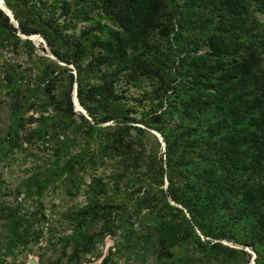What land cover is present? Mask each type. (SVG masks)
Listing matches in <instances>:
<instances>
[{"label": "trees", "instance_id": "trees-1", "mask_svg": "<svg viewBox=\"0 0 264 264\" xmlns=\"http://www.w3.org/2000/svg\"><path fill=\"white\" fill-rule=\"evenodd\" d=\"M4 1L0 160L42 154L0 196V264L45 234L39 264L99 258L107 236L99 264H264V0ZM61 185L84 202L57 235Z\"/></svg>", "mask_w": 264, "mask_h": 264}, {"label": "rangeland", "instance_id": "rangeland-1", "mask_svg": "<svg viewBox=\"0 0 264 264\" xmlns=\"http://www.w3.org/2000/svg\"><path fill=\"white\" fill-rule=\"evenodd\" d=\"M35 43L37 45V52L45 53L43 50V46H45V42L41 39L40 36H34ZM47 49V48H46ZM48 50V49H47ZM20 55L7 51L6 57L11 59L12 61L15 58L20 59L21 64L25 66L27 64V50L20 49ZM47 54L50 55V52L47 51ZM32 112V111H31ZM30 112V113H31ZM35 124V123H34ZM154 133V131L151 129ZM28 150L20 151L15 154V156L7 157L0 160V196L1 198H5L12 203H17L15 194L13 193V189L17 183H19L28 173V170L35 163L36 156L33 153L42 154L37 151L39 144L34 143L33 146H28ZM30 152V154H29ZM19 200H23V207L34 210L36 208V202L30 198L25 199V194H21L19 196ZM43 202L46 207L47 213L51 215V222L56 225L55 233L60 235L63 230L64 219L61 215V210H63L69 204L80 205L84 202V196H77L73 202H71V198L64 187L61 185L59 188L50 190L47 192L45 197L43 198ZM1 230V229H0ZM68 232L70 228L67 229ZM48 234H45V237L41 239V242L35 247L34 251H29L28 249H22L21 247L17 249L16 256H8L6 258L5 264H29L30 258H35L40 263V254L44 252V249H47ZM114 244V239L111 236H107L103 243H101V248L104 251V255L109 252L110 247ZM251 251L252 248H250ZM49 253H52V249L47 250ZM103 256L99 258H93L92 260H86L80 264H99L103 259ZM117 259V258H116ZM124 258L117 259V264H125Z\"/></svg>", "mask_w": 264, "mask_h": 264}, {"label": "water", "instance_id": "water-1", "mask_svg": "<svg viewBox=\"0 0 264 264\" xmlns=\"http://www.w3.org/2000/svg\"><path fill=\"white\" fill-rule=\"evenodd\" d=\"M1 2H4V3H5L4 0H1ZM0 7H1L3 10H5V11L7 12V14L11 17V19L15 22L16 26H19V22H18V20L14 17V14H13L12 10L6 5V3H5V5H3V6H2V3H0ZM19 34H20L23 38H30V39H32L34 42L36 41L35 38H34V36H40L41 39L45 42V46H46V48L48 49V51L50 52V55H51L52 57H55L54 54L52 53L50 47L48 46L46 40H45L40 34L26 35V34L23 33L21 30H19ZM73 94H74V104H75L76 110H78V111H82L84 114H86V116H88L89 118H91V117L89 116L87 110L81 105V103H80V101H79V99H78V95H77V83L75 84V88H74ZM77 105H78V106H77ZM104 124H105V123H104ZM152 130L154 131L155 134L158 135V137L160 138V140L162 141V143L165 144V141H164V139H163V136H162L159 132L155 131L154 129H152ZM172 202H173L174 204H177V203H176L175 201H173V200H172ZM179 205H180V204H179ZM180 206L182 207V205H180ZM248 249L250 250V248H248ZM253 254H254V257H253V260H252L251 264H255V260H254V258L256 257V254H255L254 251H253ZM29 264H38V261H37L35 258L32 257V258H30V260H29Z\"/></svg>", "mask_w": 264, "mask_h": 264}, {"label": "bare ground", "instance_id": "bare-ground-1", "mask_svg": "<svg viewBox=\"0 0 264 264\" xmlns=\"http://www.w3.org/2000/svg\"><path fill=\"white\" fill-rule=\"evenodd\" d=\"M0 3H2V6L5 5V3H4V2H1V0H0ZM77 106H78V105H77Z\"/></svg>", "mask_w": 264, "mask_h": 264}]
</instances>
